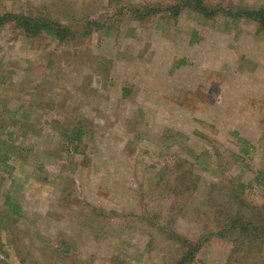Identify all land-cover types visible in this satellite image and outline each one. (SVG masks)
Listing matches in <instances>:
<instances>
[{"label":"rangeland","instance_id":"obj_1","mask_svg":"<svg viewBox=\"0 0 264 264\" xmlns=\"http://www.w3.org/2000/svg\"><path fill=\"white\" fill-rule=\"evenodd\" d=\"M148 2L170 1L0 0V15L80 30L66 44L0 27L7 264H169L175 236L201 242L192 264H228L241 238L219 234L228 215L264 218V31L187 9L127 13ZM246 250V264H264L263 245Z\"/></svg>","mask_w":264,"mask_h":264},{"label":"trees","instance_id":"obj_2","mask_svg":"<svg viewBox=\"0 0 264 264\" xmlns=\"http://www.w3.org/2000/svg\"><path fill=\"white\" fill-rule=\"evenodd\" d=\"M168 1L170 2L165 4L148 2L145 5H138L135 8H130V12L127 13L135 15L136 18L142 19L153 17L159 15L160 13H162V15L167 14L171 17H175L182 9H187L208 19L213 18L214 16H222L233 20H249L258 26V32L264 31V7L256 9H246L241 7L221 8L217 5L204 3L203 0ZM86 24L88 25L89 23L87 22ZM2 25H11L12 27L20 30L27 37L45 35L46 37L56 40L58 43L66 44L73 43L76 35L75 31H80L79 29H76L74 24L70 25L66 23H59L58 21H54L48 17L12 13H3L0 15V27ZM83 33L88 34L89 31H83ZM0 127H2L1 123ZM1 135L3 134H0V171L7 173L10 168L8 160L12 156L13 150L9 142L10 135L4 133V137L8 139H5ZM79 136V131H74L72 133L73 140H76ZM241 144L243 146L241 151L245 152L246 142L241 141ZM3 206L9 214L14 216L17 215V207L10 203L8 198L4 199ZM228 216H231L228 222H226L228 225L226 226V223H222L219 234H221V231L236 229L241 237L238 239V244H234V249L228 256V264H244L248 255H252L250 254V251L246 250L247 246L250 248H259L260 245H263L264 247V218L258 219L253 223L251 219H245V217L242 216L238 210L232 211L231 215ZM172 238L174 239V242L179 245L181 251L176 254L169 264H192L195 254L201 246V242L198 241L194 243L181 239L178 236ZM242 247H245L244 252L240 249ZM0 264L7 263L0 259Z\"/></svg>","mask_w":264,"mask_h":264}]
</instances>
